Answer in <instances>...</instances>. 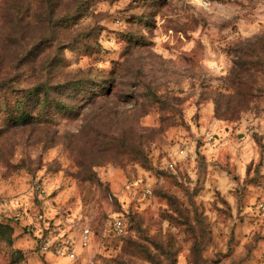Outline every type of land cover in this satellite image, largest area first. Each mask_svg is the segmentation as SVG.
<instances>
[{"label": "rangeland", "instance_id": "374dc122", "mask_svg": "<svg viewBox=\"0 0 264 264\" xmlns=\"http://www.w3.org/2000/svg\"><path fill=\"white\" fill-rule=\"evenodd\" d=\"M0 264H264V0H0Z\"/></svg>", "mask_w": 264, "mask_h": 264}, {"label": "built area", "instance_id": "2783aa9c", "mask_svg": "<svg viewBox=\"0 0 264 264\" xmlns=\"http://www.w3.org/2000/svg\"><path fill=\"white\" fill-rule=\"evenodd\" d=\"M181 154H183V158L189 157V153L184 149H182ZM175 164L176 162L174 160H170L168 162V167L174 168ZM45 200L44 198L43 202L47 206L49 203ZM114 226L116 230L121 231L123 228L122 219H115ZM34 237L35 245L42 252L59 257L67 256L71 259H78L82 254V250L88 247L90 243L91 232L88 227H85L77 235L61 238L51 232L44 233L43 231L36 230L34 232Z\"/></svg>", "mask_w": 264, "mask_h": 264}, {"label": "trees", "instance_id": "16d2710c", "mask_svg": "<svg viewBox=\"0 0 264 264\" xmlns=\"http://www.w3.org/2000/svg\"><path fill=\"white\" fill-rule=\"evenodd\" d=\"M21 118H22V120L26 121L27 120V115H25V116H23Z\"/></svg>", "mask_w": 264, "mask_h": 264}]
</instances>
